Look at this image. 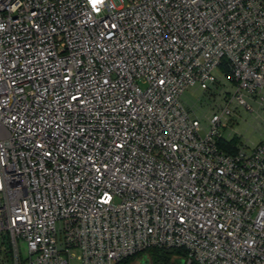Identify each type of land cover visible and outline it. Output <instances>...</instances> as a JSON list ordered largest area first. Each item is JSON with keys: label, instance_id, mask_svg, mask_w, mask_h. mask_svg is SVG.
<instances>
[{"label": "built area", "instance_id": "2783aa9c", "mask_svg": "<svg viewBox=\"0 0 264 264\" xmlns=\"http://www.w3.org/2000/svg\"><path fill=\"white\" fill-rule=\"evenodd\" d=\"M245 97L264 0H0V263L264 264V139L217 146Z\"/></svg>", "mask_w": 264, "mask_h": 264}, {"label": "rangeland", "instance_id": "374dc122", "mask_svg": "<svg viewBox=\"0 0 264 264\" xmlns=\"http://www.w3.org/2000/svg\"><path fill=\"white\" fill-rule=\"evenodd\" d=\"M232 87L225 84L222 90L217 87L213 91V96L204 94L195 87L189 88L181 96V102L185 110H187L192 117L198 119L201 124H204V117L215 111V107L222 105V96L224 93H230ZM218 95V97H216ZM245 102L250 111L243 107L231 108V115L225 122V128L221 129L219 134L223 139L235 138L240 146L245 149H250L257 143L264 139V102L262 105L258 104L257 98L245 97ZM23 249H19L21 257ZM149 264L148 259L144 255L136 257L129 261L128 264H142L144 261ZM173 260L171 264L175 263Z\"/></svg>", "mask_w": 264, "mask_h": 264}, {"label": "trees", "instance_id": "16d2710c", "mask_svg": "<svg viewBox=\"0 0 264 264\" xmlns=\"http://www.w3.org/2000/svg\"><path fill=\"white\" fill-rule=\"evenodd\" d=\"M236 144H238V141L235 138L230 139L227 143L223 140L217 141V146L227 153H233ZM140 255H144L148 259L149 264H171L173 260H181L182 252L176 249L149 248L141 253L125 258L116 264H128L130 260L140 257ZM2 260L8 261V255L4 254Z\"/></svg>", "mask_w": 264, "mask_h": 264}, {"label": "water", "instance_id": "95a60500", "mask_svg": "<svg viewBox=\"0 0 264 264\" xmlns=\"http://www.w3.org/2000/svg\"><path fill=\"white\" fill-rule=\"evenodd\" d=\"M142 264H146V262L144 261ZM173 264H183V262H182V260H176L175 263H173Z\"/></svg>", "mask_w": 264, "mask_h": 264}]
</instances>
